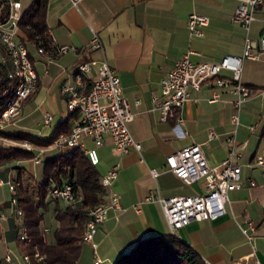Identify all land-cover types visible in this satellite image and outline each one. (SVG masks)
Segmentation results:
<instances>
[{
  "label": "crops",
  "instance_id": "crops-1",
  "mask_svg": "<svg viewBox=\"0 0 264 264\" xmlns=\"http://www.w3.org/2000/svg\"><path fill=\"white\" fill-rule=\"evenodd\" d=\"M21 2L25 10L33 0L30 3L28 0L29 4H25V0ZM239 4V0H82L75 7L70 0H48L49 35L59 45H69L72 49L52 60L29 45L38 82L31 97L23 104L18 121L21 125L17 128L40 135V131L36 133L37 124L40 126L43 122L45 128L52 126L53 120L50 126H45L44 118L48 112L56 116L60 100L66 105L61 86L73 81L68 70L83 60L106 59L121 79L124 96L135 113L129 129L142 145L140 151L131 149L122 155L115 150L112 138L106 136L99 149L97 169L101 176L113 165H120L112 189L120 195L122 206V210H110L108 219L95 235L98 256L103 264H113L144 238L172 233L162 206L146 201L152 192L164 198L205 192L203 180L187 184L167 169L169 155L199 143L212 165H218L228 157L232 148L230 138L235 130L232 101L236 100V95L217 89L221 98L213 101L214 83H205L200 91L191 89V97L198 101L186 103L177 117L168 122L160 120L155 97L161 94L162 78L189 51L193 52L190 57L196 63L220 62L227 55L243 56L247 32L232 21ZM194 12L210 19L202 37H193L189 32L188 18ZM256 15L249 38L257 44L264 31V7L258 9ZM94 33L102 42L101 50L89 48ZM5 58V49L0 43V63ZM223 75L231 77L232 73L225 71ZM241 82L252 90V97L244 107L242 105L241 124L235 132L236 146L241 152L237 162L242 166V188L230 192L225 216L214 221H193L178 235L202 256L206 264H264V229L260 228L254 234L252 243L240 229L246 221H253L257 226L264 223V165L257 164L258 157H264V52L260 53L259 59H244ZM44 88L46 94L36 106V99ZM38 110H41L39 116L35 113ZM180 117L184 120L183 126L178 124ZM253 125H257L254 132L250 129ZM210 131L217 137L210 140ZM82 143L94 146L87 137ZM54 153V150L46 152L43 161ZM42 164H35L33 160L17 161L0 169V179H16L18 169H23L35 178L34 183L38 182ZM153 169L160 172L158 177L152 176ZM2 187L6 186L0 185V189ZM9 198L0 191V258L8 250L18 256L24 253L13 221L1 218V213L8 210ZM49 201L53 212L45 220L51 224H45L48 233L56 223L55 202ZM93 263V248L83 244L76 264Z\"/></svg>",
  "mask_w": 264,
  "mask_h": 264
},
{
  "label": "built area",
  "instance_id": "built-area-1",
  "mask_svg": "<svg viewBox=\"0 0 264 264\" xmlns=\"http://www.w3.org/2000/svg\"><path fill=\"white\" fill-rule=\"evenodd\" d=\"M81 1L70 0L75 7H78ZM239 2L232 21L241 25L247 32L243 56L227 55L220 62L196 63L190 57L193 52L189 51L177 60L173 68L162 78L161 94L155 97L156 110L159 111L162 122L176 118L178 111L189 101L196 103L198 100L191 97V89L200 91L205 83L211 81L214 83L216 91L213 101L221 98L217 89H225L237 97L232 101L234 106L232 123L235 125L230 138L232 148L222 163L210 164L199 143L185 146L167 157L169 171L187 184L203 180L205 192L169 198L152 192L146 199V201L158 202L162 206L171 232L175 236H178L179 231L193 221H214L225 216L227 205L230 202V192L242 188V166L237 162L241 157V152L236 146L235 132L241 124L242 105L252 97V90L242 84L241 75L244 59H259L260 53L264 52V31L257 44L249 38L251 26L257 20L256 13L264 0H239ZM23 12L21 0H0V43L6 52L5 60L8 59L11 63L8 77L16 82L14 97L0 117L1 130L17 123L24 102L31 97L38 82V76L30 58L29 45L19 37V22ZM209 22L208 16L196 12L191 13L188 18L190 35L202 37L204 28ZM34 48L39 54L47 55L52 60L72 49L69 45H59L53 39L49 50L42 46H34ZM89 48L91 50L103 49L98 34L94 33ZM225 71L231 72L232 76H224ZM68 73L73 81L65 82L61 86V93L65 97L67 111L78 114V119L69 134H61L47 147H37L31 142H18V145L36 153L34 163H43V157L49 150H54L60 155L68 148L79 147L84 151L91 165L97 167L100 163L99 149L103 146L106 136L112 138L114 148L119 154L125 155L131 149L140 151L142 145L134 139L129 129V124L135 119V113L124 96L122 82L117 71L110 66L109 62L106 59L83 60L71 67ZM52 120L53 115L46 113L44 125L50 126ZM178 124L184 125L183 118H178ZM256 128L257 125L250 127L252 132ZM184 133L188 134L187 131ZM84 137L91 139L94 146L87 148L82 143ZM215 137L217 134L210 131L209 139ZM257 164L264 165V157H258ZM119 170L120 165L115 164L101 176L100 182L105 190L104 199L89 209L88 220L85 223L82 243L93 248V264L104 263L98 256V245L95 242L98 228L108 219L110 210H122L120 195L112 189L118 178ZM151 174L153 177H158L160 172L153 169ZM252 184L255 185L254 182ZM0 185L6 186L10 193L8 210L1 213V218L13 221L18 241L31 244L32 237L26 226L25 212L19 200L21 181L9 177L6 180L0 179ZM48 199L70 206L80 201V195L72 184L52 181ZM260 228L264 229V223L257 226L253 221H246L245 225H240L241 231L250 243ZM43 231L48 233L49 229L45 227ZM34 258L37 261L43 260L38 248H35ZM15 261H19L20 264H31L32 257L27 253L18 256L8 250L0 258V264H14Z\"/></svg>",
  "mask_w": 264,
  "mask_h": 264
},
{
  "label": "trees",
  "instance_id": "trees-1",
  "mask_svg": "<svg viewBox=\"0 0 264 264\" xmlns=\"http://www.w3.org/2000/svg\"><path fill=\"white\" fill-rule=\"evenodd\" d=\"M264 7V3L260 8ZM259 8V9H260ZM48 0H33L24 10L19 22V37L33 47L50 49L52 38L47 24ZM6 57V52H5ZM11 63L6 59L0 63V117L14 97L16 82L8 73ZM78 114L69 113L58 122L49 136L37 135L28 130L0 129V139L15 142H31L37 147H47L61 134L72 131ZM36 153L20 145L0 143V169L20 160H33ZM42 180L35 178L23 169H18L20 205L25 212V222L32 237L31 244L19 241L24 253L31 255V264H76L82 254V236L88 220L89 209L101 203L105 190L101 185V174L91 165L84 151L79 147L68 148L63 153L49 154L43 161ZM70 183L80 195L76 205L62 206L55 202L56 227L52 239L45 233L46 214L50 209L48 193L51 182ZM15 227V225H14ZM51 232V231H50ZM35 248L43 256L42 261L34 258ZM113 264H206L202 256L187 242L172 233L152 235L138 241L122 254Z\"/></svg>",
  "mask_w": 264,
  "mask_h": 264
},
{
  "label": "rangeland",
  "instance_id": "rangeland-1",
  "mask_svg": "<svg viewBox=\"0 0 264 264\" xmlns=\"http://www.w3.org/2000/svg\"><path fill=\"white\" fill-rule=\"evenodd\" d=\"M27 2H28V0H25V4H29L31 2V0H29V3H27ZM25 6H27V5H25ZM45 94H46V89L44 88L40 92V94L38 95V97L36 99V102H35L36 103V106L41 103L42 98L44 97ZM245 105L246 104H244L243 107ZM40 111L38 110V111L35 112L37 116H39ZM67 114H68V111H67L66 105H65V103L63 101L60 100L59 101V112L56 114L55 117H53V124H52V126L45 128V127H43V122L40 123V126H38V124L36 123L37 124L36 125L37 127H35V128H37L36 133H38V131H40V135H43L44 137L49 136L53 132L54 127L57 124V122L61 121V119L64 118ZM37 116H34V118H36ZM18 121H19V119H18ZM18 121H17L16 124L10 125V126L6 127L5 129H13V130L14 129H18L17 127L19 125H21L20 122H18ZM0 143L1 144H4V145H18L17 144L18 142L12 141L10 139H0ZM85 146L90 147V143H86ZM11 165L12 164L8 165V167H10ZM39 170H41V172H39V176L37 177V180L38 181H41L42 180V170H43V166H40L39 167ZM0 191H2L5 195L7 194V196H10V193H9V190H8L7 187H2L0 189ZM52 212H53V209L52 208L49 209L48 213L46 214V218H49L50 216H52ZM0 224H2V223H0ZM46 224L48 226L51 225L50 223H46ZM55 227H56V223H54L53 227L50 230L51 231L50 234H49V238L50 239H52V234H53L52 232H53V230H54ZM12 246L13 245H11V247ZM14 264H17V262L15 261Z\"/></svg>",
  "mask_w": 264,
  "mask_h": 264
}]
</instances>
